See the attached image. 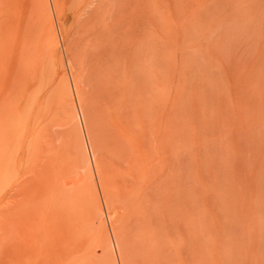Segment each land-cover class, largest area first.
<instances>
[{
	"label": "rangeland",
	"instance_id": "374dc122",
	"mask_svg": "<svg viewBox=\"0 0 264 264\" xmlns=\"http://www.w3.org/2000/svg\"><path fill=\"white\" fill-rule=\"evenodd\" d=\"M42 1V7L36 5L42 8L37 19L43 30L34 34L35 47H30L36 50H28L35 67L33 59L23 58L28 53L22 26L30 0H0V172L7 179L0 181V264H19L23 246L29 250L26 264H114L98 238L112 228L118 232L122 264H153L139 244L134 212L141 182L152 180L150 211L156 215L158 208V220L174 234L166 240L178 252L172 255L170 246L175 264H264V0H57L60 14L51 16L60 35L54 45L44 30ZM22 58L23 64L30 61L26 67ZM67 60L75 66L94 153L90 173L83 169L79 175L93 192L88 197H95L92 205L88 198L89 212L80 218L86 222L72 220L73 231L56 218L47 185L52 173L70 169L69 125L50 111L47 95L38 100L58 69L69 72ZM13 68L17 77L11 80ZM62 89L60 83L58 92L65 96ZM123 102L125 108L117 110ZM108 108L118 113L121 126L133 130L132 151L117 136ZM173 150L177 154L172 157ZM77 151L85 168L84 151ZM136 155L143 159L137 160L140 164L133 161ZM130 179L135 184L127 187ZM20 233L28 240L20 239ZM167 255L162 253L157 264L172 261Z\"/></svg>",
	"mask_w": 264,
	"mask_h": 264
},
{
	"label": "bare ground",
	"instance_id": "6f19581e",
	"mask_svg": "<svg viewBox=\"0 0 264 264\" xmlns=\"http://www.w3.org/2000/svg\"><path fill=\"white\" fill-rule=\"evenodd\" d=\"M17 1V0H16ZM28 1V0H27ZM40 1H42V0H40ZM39 1V2H40ZM82 1H85V0H82ZM20 2V1H19ZM26 2V1H25ZM25 2H24V4H25ZM36 2H37V4H39V5H41V7H42V4H40L37 0L36 1H34V0H30V12H29V16L27 17V23L25 24V25H23L22 26V24L20 25V27L19 28H21V26H22V28L24 29V31L23 32H25V33H23V35H24V41H23V45H25V48L27 49V50H22V51H24V54L25 53H28L27 55L29 56V51H31V52H33V51H35L36 50V48H34V50L32 49L33 48V46L35 47V45H33V41H34V34L36 35H40V30L42 29L41 27H40V25H39V23H38V13L42 10V8H41V10L39 11L38 10V8H37V5H36ZM43 2V7H44V11L43 12H47V21H46V25L44 24V22L42 21V24H44L45 25V27H44V25H43V27H44V30H47L48 31V33H49V35H50V38L52 39V41L53 42H51V43H53V45H54V42L56 43V44H58L57 42L59 41V40H57V37H58V35H60L58 32L56 33L55 32V29H54V24H53V19H52V14H51V12H54L53 13V15H56L55 13H57V14H60V9H59V5H58V3H57V0H43L42 1ZM86 2V1H85ZM89 2V1H88ZM13 3V2H12ZM27 3V2H26ZM91 3V2H90ZM20 4V3H19ZM5 5V4H4ZM8 5V4H7ZM86 5V4H85ZM22 6V5H21ZM85 7H87V6H85ZM84 7V8H85ZM13 8V7H12ZM40 9V8H39ZM5 10V9H4ZM2 11V10H1ZM11 11V10H10ZM27 11H29L28 9H27ZM6 12V11H5ZM9 12V11H8ZM25 13V12H24ZM42 13V12H41ZM40 13V14H41ZM1 14V13H0ZM4 14V13H3ZM5 15V14H4ZM8 15V14H7ZM10 15H12L11 13H10ZM24 15V14H23ZM11 17V16H10ZM41 17V16H40ZM13 19V18H12ZM5 20V19H4ZM21 20V19H20ZM19 20V21H20ZM6 21V20H5ZM26 22V21H25ZM5 22H3V24H4ZM10 24V23H9ZM15 24V23H14ZM0 25H2V23L0 24ZM11 26V25H10ZM18 27V26H17ZM41 28V29H40ZM2 29V28H1ZM9 29V28H8ZM20 30V29H19ZM18 30V31H19ZM43 30V29H42ZM8 31V30H7ZM15 32V31H14ZM3 33V32H2ZM13 34V33H12ZM4 35V34H3ZM48 35V36H49ZM4 36H6V35H4ZM21 36V35H20ZM20 36H17L18 38L20 37ZM48 38V37H47ZM61 38V37H60ZM20 39V38H19ZM23 39V38H22ZM37 39H40L39 37H37ZM43 39V38H42ZM1 41V40H0ZM20 41V40H19ZM37 42H39V41H37ZM41 42H42V40H41ZM46 42V41H45ZM50 42V41H49ZM17 43H18V40H17ZM36 43V42H35ZM21 44V45H22ZM31 44L33 45L32 46V48L30 47L31 46ZM36 45H37V43H36ZM42 45V44H41ZM40 45V46H41ZM21 48V47H20ZM29 48H31L32 50H29ZM38 49V48H37ZM29 50V51H28ZM21 51V52H22ZM28 51V52H27ZM18 52V51H17ZM37 52H39V51H37ZM57 53V52H56ZM16 54H18V53H16ZM20 55H21V53H20ZM26 54H25V56H23V58H25V61H26V58H31V56L33 55V53L32 54H30V56L28 57ZM27 56V57H26ZM16 57H19L18 55H16ZM21 58V57H20ZM22 58V60H21V65L23 64V59ZM31 59H33V58H31ZM31 59H29V60H31ZM61 60H62V58H61ZM32 62L34 61V59L33 60H31ZM35 61H37L38 62V60L35 58ZM20 62V61H19ZM19 62H15L16 64H18ZM30 63V61H28L27 60V62L25 63V64H23V65H25V67H26V64L27 63ZM31 62V63H32ZM15 63H13L12 64V67H14V65H15ZM20 64H18V66L20 65ZM33 64L35 65V62H33ZM39 64V63H38ZM38 64H37V66H38ZM63 64V63H62ZM125 64V63H124ZM8 65H10V62H9V64ZM20 65V66H21ZM30 65H32V64H30ZM40 65V64H39ZM126 65V64H125ZM124 65V66H125ZM16 66V65H15ZM19 66V67H20ZM67 66H68V73H66L64 70H59L58 69V71H56L57 73H56V75H54V77L51 79V81L49 82V86L47 87V89L45 90V92H43L42 94H41V97L40 98H38V100L40 99V101L41 100H43V98L47 95L48 97H49V99H50V101H51V105H50V111H52V112H57V113H59V115L60 116H64V119L62 118V120H63V124L65 125V126H70V122L71 121H69V119H70V117H71V120H73L72 122H74V128L71 126V129L69 128V126H68V128L66 129V132H65V136H66V138H65V143H66V146H67V152H68V163H69V166L68 165H66L68 168L70 167V169H73L74 170V172H72L71 174H73V175H75V176H72L71 177V175H69V173L71 172V170L70 169H66V167L64 168L63 167V165H61V166H59V168L58 169H60V168H64V169H61L60 171L62 172V170H66L64 173L62 172V173H60L59 172V174H57L58 172H56V175H54V173H52L51 174V176H53V177H51V176H49L50 178H51V182L49 183H47V185H49V193H51V195L48 193V196L50 195L51 197H49V198H51V200H50V203L52 202V204H50V205H52V206H54V213L57 215V217L56 218H60L61 219V221L63 220V222H62V224H60V222H59V224L60 225H63V227L65 226H67V225H70V226H68L69 227V231H70V227H71V225H72V228L73 227H77L76 225H74L73 226V224L75 223V221L77 220H79L80 218H82L83 217V215L85 216L86 215V213L87 212H89V210L87 211V208L88 207H90V206H88L89 205V202H90V205H92V201L93 200H91V199H93L95 196H93V195H95V194H90L89 196L90 197H88V193H89V191L91 190L90 188H87L86 189V185H87V182H85V179L82 177V176H80L79 175V170H83L84 169V172H89L90 173V167L91 166H93L94 167V161L92 162L91 160H94V153L92 152V150H90V144H89V137H88V131H87V133H86V126H85V114H84V111H83V106H82V103H81V95H80V93H81V91H80V86H79V84H78V80H77V78H76V75H75V66H73V63L70 61V60H67ZM17 67V66H16ZM19 67L18 68H16L17 70L19 69ZM24 67V68H25ZM31 67H33L32 69H34V66H31ZM30 67V68H31ZM35 67H36V65H35ZM7 68H9V67H7ZM22 68H23V66H22ZM24 68H23V71L21 70V68H20V71H21V73H23L24 72ZM27 68H28V66H27ZM16 69L15 68H13L12 70H10L11 72H10V76H8V79H11V80H14V79H16V77H17V75H16ZM39 69V68H38ZM26 70H28V69H26ZM29 70H31V69H29ZM126 70V69H125ZM135 70V69H134ZM19 71V70H18ZM32 71V70H31ZM34 71V70H33ZM127 71V70H126ZM128 72V71H127ZM135 72V71H134ZM25 74H26V72H24ZM131 73H133V72H131ZM131 73L129 74V76H131ZM31 74H33V73H31ZM30 74V75H31ZM37 74V73H36ZM36 74H35V76H36ZM105 74V73H104ZM106 75H107V72H106ZM25 76V75H24ZM23 76V77H24ZM27 76V75H26ZM25 76V77H26ZM34 76V74H33V76L32 77H35ZM133 76H134V73H133ZM21 77V76H20ZM22 77V78H23ZM111 78H112V76H111ZM134 78V77H133ZM21 79V78H20ZM131 79V78H130ZM157 79V78H156ZM133 80V79H132ZM136 80V79H135ZM25 81V80H24ZM131 81V80H130ZM129 81V82H130ZM127 82H128V79H127ZM131 82H133V81H131ZM18 83V82H17ZM60 83H62V85H63V89H65V90H63V92H65V96H62L61 94H59V92H58V86H59V84ZM22 84H24L25 85V83H23L22 82ZM21 84V85H22ZM111 84H113V85H111L112 87L113 86H117L118 87V85L116 84V81H114V80H111ZM122 84V83H121ZM123 84H124V82H123ZM110 87V86H109ZM117 89V88H116ZM24 90V89H23ZM22 90V91H23ZM61 90V91H62ZM117 90H119V89H117ZM25 91V90H24ZM24 93V92H23ZM111 93V92H110ZM109 93V94H110ZM115 93V92H114ZM115 96H116V94H115ZM123 97V96H122ZM117 98V97H116ZM120 98V97H119ZM122 99V98H121ZM121 99H120V102H121ZM112 100V99H111ZM112 101H114V100H112ZM111 102V101H110ZM115 102H116V100H115ZM119 102V100H117V103L119 104L120 103ZM48 103V102H47ZM117 103H115V105H112V107L114 106V107H116V104ZM125 102H123V104H124ZM16 104V103H15ZM13 107V106H12ZM122 108H125V104H124V107H122V105L119 107V108H117V110H119L120 111V109H122ZM108 110V112H109V114H110V116L112 117V119H113V123L111 122V124H112V126L113 127H116V128H114L115 130H116V133L118 134L117 136H119L121 139H120V141H122L123 143H125V146H127V148L129 147V149L128 150H130V148H131V151L133 150V148H134V146H135V144H134V140L136 139L135 137H134V133H133V130L130 128V125H129V129H127L128 128V126H126V124H122V126L118 123L119 121H117V120H115V118L116 117H118V113L116 114L115 112H114V110H112V108H110V110H109V108L107 109ZM106 110V111H107ZM117 110H115V111H117ZM10 111V110H9ZM119 111H117V112H119ZM121 112H122V110H121ZM4 113V112H3ZM5 114V113H4ZM67 114L70 116V117H68L67 116ZM117 115V116H116ZM125 115V114H124ZM3 117V116H2ZM69 118V119H66V118ZM109 118V117H108ZM119 119V118H118ZM6 120H7V122H8V119L6 118ZM57 120H59V119H57ZM110 120V119H109ZM4 121V120H3ZM69 121V122H68ZM111 121V120H110ZM174 121V120H173ZM2 122V121H1ZM49 122V121H48ZM72 122H71V124H72ZM6 124V123H5ZM172 124H174V123H172ZM75 125H77V126H75ZM174 126V125H173ZM3 126H0V130H1V128H2ZM5 127V126H4ZM77 128V129H76ZM74 129V130H73ZM76 129V130H75ZM175 129V128H174ZM114 130V131H115ZM75 133H74V132ZM77 131V132H76ZM171 131H173V130H171ZM171 131H170V133H171ZM1 132H3V131H1ZM0 132V133H1ZM6 132V131H5ZM134 132H135V130H134ZM175 132V131H174ZM4 133V132H3ZM8 133V132H7ZM77 133V134H76ZM173 133V132H172ZM73 134H75V135H73ZM4 135V134H3ZM170 135V134H169ZM5 136V135H4ZM162 136V135H161ZM118 137V138H119ZM142 137V136H141ZM158 137V136H157ZM3 138V137H2ZM173 138V137H172ZM161 139V138H160ZM156 141H157V139H155ZM8 141V140H7ZM118 141V140H117ZM74 142H77L76 143V145L74 144ZM119 142V141H118ZM168 142H170V140L168 141ZM139 143H140V141H139ZM177 140H176V142H175V146L177 147ZM122 144V143H121ZM141 144V143H140ZM156 143H154V145H155ZM174 144V143H173ZM120 145V144H119ZM124 145V144H123ZM123 145H121V146H123ZM138 145V144H137ZM3 146V145H2ZM140 146V145H139ZM155 146H159V145H155ZM154 146V147H155ZM171 146V145H170ZM4 147V146H3ZM79 149H81V150H83L84 151V155L83 156H85V168L84 167H82L81 166V164H79L80 162H78V157H77V155L76 154H78L79 152L77 151L78 150V148ZM133 147V148H132ZM138 147V146H137ZM137 147H136V149H137ZM77 148V149H76ZM121 148H125V147H121ZM121 148H120V150H121ZM127 148H125L126 150H127ZM156 148H159V147H156ZM171 148V147H170ZM123 149H122V151H123ZM140 149H141V147H140ZM0 150H2V148H0ZM78 152V153H76V151ZM128 150H127V152H128ZM87 151V152H86ZM121 151V152H122ZM125 151V150H124ZM123 151V152H124ZM174 151V150H173ZM173 151H171V153L173 152ZM126 152V151H125ZM139 152V151H138ZM87 153V154H86ZM129 153V152H128ZM128 153H126L125 155L126 156H128ZM134 153V152H133ZM135 153L137 154V150L135 151ZM135 153H134V155H135ZM170 153V154H171ZM174 153V154H173ZM172 153V157H173V155L175 156L177 153H176V150L174 151ZM133 155V154H132ZM133 155V156H134ZM137 155H139V153L137 154ZM136 155V156H137ZM141 155V154H140ZM126 156H125V158H126ZM171 156V155H170ZM138 157L139 156H137V158H135L134 159V157H133V161H137L138 160ZM128 159V158H127ZM139 160H140V162H142L143 161V159L141 160L140 158H139ZM138 160V161H139ZM129 161V160H128ZM133 161H131V164H133ZM137 161V162H138ZM6 162V161H5ZM136 162V163H137ZM140 162H138L139 164H140ZM67 163V164H68ZM135 163V164H136ZM159 163V162H158ZM162 163V162H161ZM160 164V163H159ZM4 165V164H3ZM71 165V166H70ZM96 165V164H95ZM154 165V164H153ZM5 166H6V164H5ZM128 166V165H127ZM2 167V166H1ZM86 167H87V169H86ZM137 167H138V165H137ZM152 167V166H151ZM159 167H160V165H159ZM136 168V167H135ZM140 168V167H139ZM4 169V168H3ZM94 169H96V168H94ZM127 169V168H126ZM130 171H131V169H132V171H134V168H131L130 166H129V168H128ZM142 169V168H141ZM148 169V168H147ZM150 169V168H149ZM152 169V168H151ZM154 169V168H153ZM68 170V171H67ZM97 170V169H96ZM128 170V171H129ZM5 171V170H4ZM58 171V170H57ZM151 171V170H150ZM67 172V173H66ZM126 172V175L129 173H127V171H125ZM135 173L137 172V171H134ZM134 172H132L133 174H134ZM66 173V174H65ZM78 175H77V174ZM85 174V173H84ZM133 174H131V172L129 173V175H132L133 176ZM137 174V173H136ZM143 174V173H142ZM5 172H3V171H1L0 172V181L2 182H5L7 179H4L5 178ZM74 177V178H73ZM131 177V176H130ZM138 177V175H136V176H134V178H137ZM129 178V177H128ZM132 179V178H131ZM130 179V183H129V185H127V187L129 186H131V185H134L135 184V181H133L132 182V180ZM143 179V178H142ZM50 180V179H49ZM126 180V179H125ZM136 180V179H135ZM144 180V179H143ZM126 182H127V180H126ZM155 182V180H152V181H150V182H141V185H140V187H139V193L137 194V196L135 195V197H136V199L134 200L135 202H134V204H136V203H138L139 204V207L138 208H134L135 207V205L133 206V208H134V210H132V212L134 211L135 213H136V215H135V217H136V221L139 223V226H138V228H139V231H138V233H140L139 234V244H141V246H142V248L144 249V251L146 252V253H148L149 255H151V260H152V263L153 264H157V262L159 261V259L162 257L161 256V254L162 253H168L169 255H167L166 257H171V252L174 250L175 251V253H174V251H173V254L172 255H176V253H178L177 251H176V247H175V249L172 247L173 245H172V242L173 241H167L166 239L168 238V237H170L169 236V234L170 235H174V234H171L172 232V230L171 231H169L170 229H168L167 228V225H166V223H165V221L163 220H161L162 222H160V220H158V217H162V216H160L161 214H159V212H158V208L156 209V215H153V214H151V208L153 207V205H152V202H151V200L149 199V198H147V195H148V191H147V188H149V186H151L153 183ZM133 183V184H132ZM9 184V183H8ZM83 186H85V189H83L84 187ZM46 188H47V186H46ZM45 188V189H46ZM93 188V187H92ZM48 189H46V190H48ZM90 189V190H89ZM6 190V189H5ZM86 190V191H85ZM91 192V191H90ZM91 193H93V192H91ZM126 193V192H125ZM3 194V193H2ZM45 194V193H44ZM46 194H47V192H46ZM45 194V195H46ZM44 195V196H45ZM93 196V197H92ZM92 197V198H91ZM88 198H90V201H89V199ZM96 200V199H95ZM49 203V202H48ZM106 204V203H105ZM52 206H50V208L52 207ZM95 207H96V205H94ZM106 206V205H105ZM46 207H48V205L46 206ZM92 207V206H91ZM94 207V208H95ZM108 207V206H107ZM37 208V207H36ZM53 208V207H52ZM51 208V209H52ZM28 209V208H27ZM45 209V208H44ZM90 209V208H89ZM95 209H97L98 211H99V213H103L102 212V210H101V208L97 205V208H95ZM106 209V208H105ZM108 209V208H107ZM34 210V209H33ZM33 210H32V214L35 212H33ZM37 210V209H36ZM29 212H30V210H28ZM28 211L26 210V213L25 214H27L28 213ZM113 211V210H112ZM110 212V214L108 215L109 216V218L112 216V214L113 213H115V211L114 212ZM22 212V211H21ZM46 212L48 213V212H50V214H49V216L52 214L51 213V211L48 209V211H47V209H46ZM37 213V212H36ZM24 214V213H23ZM22 214V215H23ZM24 214V215H25ZM88 214V213H87ZM104 214V213H103ZM103 214H101V215H103ZM132 214H134V213H132ZM31 215V214H30ZM27 216V215H26ZM34 216V215H33ZM33 216H30V217H33ZM52 216V215H51ZM89 215H87V217H88ZM115 216V215H114ZM22 217H25V216H22ZM21 217V218H22ZM29 217V216H28ZM27 217V218H28ZM132 217V216H131ZM35 218V217H34ZM51 218V217H50ZM55 218V219H56ZM84 218H86V217H84ZM133 219H134V217H132ZM32 219V218H31ZM55 219H53V220H55ZM60 219H58V220H60ZM160 219H162V218H160ZM28 220H30V219H28ZM32 220H34V219H32ZM31 220V221H32ZM72 220H73V224H72ZM82 220L83 219H80V221H76V224L78 223H82ZM85 220V222H86V220H87V218L86 219H84ZM83 220V221H84ZM110 220V219H109ZM24 221V220H23ZM26 221V220H25ZM24 221V223H25V225H27L26 223H27V221L25 222ZM30 221V222H31ZM29 222V221H28ZM166 222H167V220H166ZM55 223L56 224H58V222L57 221H55ZM22 224H23V222H22ZM35 224V223H34ZM55 224V225H56ZM30 225V224H29ZM59 225V227L61 228V226ZM84 225V224H83ZM171 224H169V226H170ZM21 226V225H20ZM172 227H173V225H171ZM169 227V228H172V227ZM36 227V226H35ZM58 227V226H57ZM59 227H58V229H59ZM71 228V229H72ZM76 230V228H73L72 229V231L73 230ZM102 229H105V228H102ZM26 230H28V228L26 229ZM110 230V229H109ZM104 231V233H102L101 231H99V232H101L102 233V237H100V235H99V237L98 238H100V240L101 239H103V241L105 242V246H104V243H103V247L104 248H106L109 252H110V254H111V257H112V259H113V263L114 264H122L123 263V261H122V252H121V243H120V240H119V236H118V232H117V230L116 229H111L110 231ZM29 231V230H28ZM62 231V230H61ZM60 231V233H62ZM23 232H25V237L27 236L26 235V233L28 234V232H26V231H23ZM58 232H59V230H58ZM65 232H67V230L65 231ZM64 232V233H65ZM80 232V231H79ZM169 232H171V233H169ZM178 232V231H177ZM41 233V232H40ZM64 233H62V234H64ZM69 233V232H68ZM70 233H72V232H70ZM169 233V234H168ZM21 234V237H20V239H23L24 238V235L22 236V233H20ZM67 234V233H66ZM73 234V233H72ZM72 234H71V236L70 235H68V236H70V238L72 237ZM29 235V234H28ZM56 235V234H55ZM20 236V235H19ZM57 236V235H56ZM63 236V235H62ZM68 236H67V238H68ZM87 236V235H86ZM90 236V235H89ZM92 236V235H91ZM95 236V235H94ZM23 237V238H22ZM26 238H30V237H26ZM65 238V234H64V236H63V239ZM94 238V237H93ZM97 238V239H98ZM72 239V238H71ZM23 240H25V241H27L28 239H23ZM65 241H66V238L64 239ZM93 240V239H92ZM99 240V239H98ZM97 240V241H98ZM99 240V241H100ZM38 241V240H37ZM69 241V240H68ZM98 241V242H99ZM102 241V240H101ZM101 241H100V243H101ZM20 242H22L21 240H20ZM45 242V241H44ZM70 242V241H69ZM82 243V241H79L78 242V246ZM68 243V242H67ZM77 243V241H75V244ZM24 244V243H23ZM60 244V243H59ZM175 244H177L178 245V243H175ZM174 244V246H176ZM22 245V244H21ZM20 245V246H21ZM101 245V247H102V244H100ZM55 246V245H54ZM66 246H67V244H66ZM170 246L173 248V250H171L170 249ZM63 247V246H62ZM65 247V246H64ZM64 247L62 248V249H64ZM69 247V246H68ZM67 247V248H68ZM102 247V249L104 250V248ZM79 248V247H78ZM29 249V248H28ZM31 249V248H30ZM105 249V250H106ZM57 250V249H56ZM55 250V252H58V251H56ZM59 250H61V248L59 249ZM74 250V249H73ZM77 250H79V249H77V247H76V250L75 251H77ZM170 250H171V252H170ZM20 251V253H19V260H18V262H19V264H26L27 263V259H28V256H27V251H29V250H26V248H25V246H23V249H20L19 250ZM75 251H73V252H75ZM189 251H191V250H189ZM104 252V251H103ZM170 252V253H169ZM192 252H193V250L191 251V254H192ZM63 253V252H62ZM180 253V252H179ZM190 253V252H189ZM67 254V253H66ZM72 254V253H71ZM107 254V253H106ZM185 254V253H184ZM59 255V254H58ZM63 255V254H62ZM177 255H179V254H177ZM181 255V254H180ZM188 255H190V254H188ZM30 256V255H29ZM68 256H69V254H68ZM155 258H154V257ZM174 256H173V258H170V259H172V261L171 260H169L168 258H167V262L165 261V257L164 258H162L161 260H163V261H165V264L167 263V264H169L168 263V261L170 262L171 261V263L173 262V261H175L176 259H177V256L174 258ZM60 257H61V255H60ZM150 257V256H149ZM179 257V256H178ZM182 257V259L184 258L183 256H181ZM189 258H190V256H188ZM68 258V257H67ZM67 258H65V259H67ZM76 258V257H75ZM74 258V259H75ZM203 258V257H202ZM30 259V258H29ZM173 259H175V260H173ZM72 260V259H71ZM160 260V261H161ZM42 261V260H41ZM65 261V260H64ZM183 261V260H182ZM182 261H180L181 262V264H184V261H183V263H182ZM32 262V261H31ZM188 262V261H187ZM187 262H185L186 264H189V263H187ZM195 262V261H194ZM43 263V262H42ZM41 263V264H42ZM174 263V262H173ZM177 263V262H176ZM192 263V262H191ZM44 264V263H43ZM93 264H97V262L96 263H93ZM100 264V263H99ZM163 264V263H162ZM175 264V263H174ZM178 264V263H177ZM180 264V263H179Z\"/></svg>",
	"mask_w": 264,
	"mask_h": 264
}]
</instances>
